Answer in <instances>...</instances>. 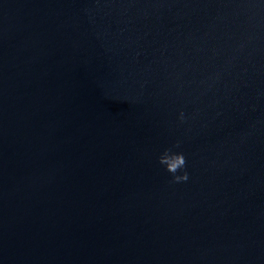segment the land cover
<instances>
[{
    "label": "water",
    "instance_id": "water-1",
    "mask_svg": "<svg viewBox=\"0 0 264 264\" xmlns=\"http://www.w3.org/2000/svg\"><path fill=\"white\" fill-rule=\"evenodd\" d=\"M0 264H264V0H0Z\"/></svg>",
    "mask_w": 264,
    "mask_h": 264
},
{
    "label": "clouds",
    "instance_id": "clouds-1",
    "mask_svg": "<svg viewBox=\"0 0 264 264\" xmlns=\"http://www.w3.org/2000/svg\"><path fill=\"white\" fill-rule=\"evenodd\" d=\"M186 114L180 110L177 115L179 123L183 124L187 121ZM180 147V141H177L171 148H165L158 156L157 163L161 165L164 170L170 174V183L177 184L187 182L189 179L186 171V158L183 152L174 151L173 149Z\"/></svg>",
    "mask_w": 264,
    "mask_h": 264
}]
</instances>
